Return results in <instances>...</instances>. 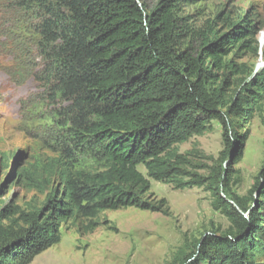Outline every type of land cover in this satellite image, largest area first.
<instances>
[{
  "label": "trees",
  "instance_id": "16d2710c",
  "mask_svg": "<svg viewBox=\"0 0 264 264\" xmlns=\"http://www.w3.org/2000/svg\"><path fill=\"white\" fill-rule=\"evenodd\" d=\"M41 13V34L53 90L67 103L75 147L96 166L59 160L60 186L23 224L3 223L0 264H29L60 242V227L84 219L91 231L105 210L137 207L169 213L165 198L146 199L149 178L175 188L203 187L230 226L197 241L182 264H264V166L250 198L230 193L248 125L264 107V66L254 72L228 58L237 50L258 55L255 20L227 16L226 32L206 20L189 23L182 0H29ZM188 1V0H186ZM222 126L218 157L177 145ZM244 131L242 135L238 131ZM146 171L144 175L138 166ZM201 169L198 173L192 170ZM250 202V203H249Z\"/></svg>",
  "mask_w": 264,
  "mask_h": 264
},
{
  "label": "rangeland",
  "instance_id": "374dc122",
  "mask_svg": "<svg viewBox=\"0 0 264 264\" xmlns=\"http://www.w3.org/2000/svg\"><path fill=\"white\" fill-rule=\"evenodd\" d=\"M143 1L152 6L157 0ZM181 7L190 24L202 26L211 20L223 33L228 29L225 16L255 20L261 28L256 36L258 55L239 49L228 58L253 70L264 66V0H182ZM40 24L34 2L0 0V211L8 208L10 215L2 216L3 223L15 220L16 227L23 224L21 212L38 211L47 194L60 186L54 174L59 160L78 168L96 166L93 155L75 147L71 139L67 103L53 90L52 62ZM248 128L230 188L231 194L247 200L264 166V107ZM222 131L213 121L209 131L178 144L177 149L184 153L198 148L216 158L224 146ZM138 169L146 175L142 165ZM149 181L146 199L155 204L165 198L167 215L137 207L105 210L94 219L91 231L84 229L86 220L71 219L60 227V242L29 264H182L199 239L230 226L227 217L212 208V197L203 187L175 188L172 183ZM255 259L264 262V253Z\"/></svg>",
  "mask_w": 264,
  "mask_h": 264
},
{
  "label": "water",
  "instance_id": "95a60500",
  "mask_svg": "<svg viewBox=\"0 0 264 264\" xmlns=\"http://www.w3.org/2000/svg\"><path fill=\"white\" fill-rule=\"evenodd\" d=\"M258 69H255L254 72H256Z\"/></svg>",
  "mask_w": 264,
  "mask_h": 264
},
{
  "label": "bare ground",
  "instance_id": "6f19581e",
  "mask_svg": "<svg viewBox=\"0 0 264 264\" xmlns=\"http://www.w3.org/2000/svg\"><path fill=\"white\" fill-rule=\"evenodd\" d=\"M264 38L262 37V40H263Z\"/></svg>",
  "mask_w": 264,
  "mask_h": 264
}]
</instances>
